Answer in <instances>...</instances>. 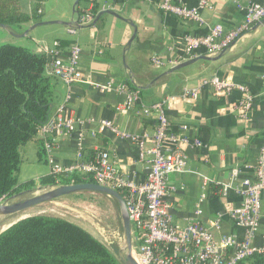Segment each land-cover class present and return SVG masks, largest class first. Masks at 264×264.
Masks as SVG:
<instances>
[{
	"label": "crops",
	"instance_id": "crops-1",
	"mask_svg": "<svg viewBox=\"0 0 264 264\" xmlns=\"http://www.w3.org/2000/svg\"><path fill=\"white\" fill-rule=\"evenodd\" d=\"M208 1L209 8L200 12L203 24L198 25L160 11L161 0H68L67 15L41 19L40 22L77 23V27H71L76 29L74 36L66 33L69 27L47 25L36 28L23 39L29 40V48L37 53V42L51 45L53 41H61L65 53L72 42L81 47L78 70L83 80L70 88L56 81L51 115L63 105L65 119L88 120L89 124L77 127L75 132L50 136L56 142L50 154L54 164L63 168L74 166L79 149L87 161L106 152L118 174L135 184L142 183L147 170L138 160L136 146L109 131L99 132V123L110 121L121 132L130 135H151L156 119L154 116L143 117L141 108L169 100L166 109L169 132L188 141L187 144L165 143L186 158V171L169 176V184L174 190L165 202L169 205L172 222L184 226L196 220L208 227L209 222L220 216L218 229L212 230L214 240L231 236L241 241L245 238V229L236 226L227 213L230 207L239 206L241 199L233 191L222 196L219 183L228 181L232 169L240 171V179H255L254 167L264 134V22L253 25L239 40L215 56H207L200 50L193 58H198L196 62L170 74L166 73L172 66L157 69L151 63L152 58L166 64L171 60L182 61L181 40L186 35L204 36L216 24L225 31L241 25L245 12L236 6L237 2L241 6L248 1L264 3V0ZM179 2L187 7L198 4V0ZM21 9L29 13L32 3L25 0ZM41 9L42 15L44 9ZM107 11L112 15L106 14ZM86 12L94 14V18L91 23L80 25V18ZM38 29L43 31L36 34ZM202 57L211 59H199ZM214 76L247 89L252 97L247 117H241L235 108L240 97L237 91L218 94L209 85H203L204 80ZM191 90L196 91L197 97H184L185 92ZM127 91L137 92L139 99L129 112L118 113L115 108L125 103ZM20 158L18 182L33 181L31 189L39 191L42 189L39 179L51 175L40 135L20 149ZM25 162L37 167L32 177L20 181V169ZM260 204L258 227L251 244L262 249L264 192ZM196 210L200 211L199 215L195 214Z\"/></svg>",
	"mask_w": 264,
	"mask_h": 264
},
{
	"label": "built area",
	"instance_id": "built-area-1",
	"mask_svg": "<svg viewBox=\"0 0 264 264\" xmlns=\"http://www.w3.org/2000/svg\"><path fill=\"white\" fill-rule=\"evenodd\" d=\"M237 3L236 6L241 7L245 12L241 25L233 30L225 31L221 25L216 24L211 26L204 36L186 35L181 40L184 52L182 61L171 60L166 64L160 59L152 58V65L157 69L167 65L175 67L195 58L200 50L212 57L229 48L253 25L264 19V3L248 1L245 6ZM158 7L165 14L202 25L203 19L200 12L209 8V1L198 0L197 6L187 7L179 0H161ZM93 18L94 14L86 12L80 18L79 24H89ZM66 33L74 36L76 29L67 28ZM36 45L38 53L45 55L48 59L46 64L48 75L56 78L67 88L83 80L78 70L81 47L77 42H72L66 53L61 49L58 40L53 41L51 45L44 42H37ZM202 83L209 85L218 94L228 95L237 91L240 97L235 108L241 117H247L251 109L252 97L244 86L228 83L215 76ZM184 97L195 99L197 93L194 90L186 91ZM138 99L137 92L127 91L125 103L117 106L115 111L129 112ZM67 100L68 96L65 101ZM168 102L169 100H163L141 108L143 117L154 116L156 119L157 124L151 135L147 133L130 135L121 132L110 121L99 123V132L109 131L122 139H128L136 146L138 160L145 164L147 170L142 183L135 184L118 174L109 162L106 152H100L94 160L87 161L83 159V154L79 149L74 166L63 168L54 164L50 159V154L56 142L50 136L75 132L77 127L89 124L88 120H74L70 117L65 119L62 116L63 105L59 106L37 131L43 139L51 175L69 176L74 173L85 175L92 183L113 189L121 194L127 207L132 231V254L137 264H239L255 254L264 253V248H255L251 244V239L258 227L260 197L264 192V134L254 167L255 179H240V171L232 169L228 181L219 183L222 196H225L228 191H233L241 199L239 206L230 207L227 213L236 226L245 229V238L239 241L231 236H222L220 240L215 241L212 230L218 229L220 216L209 222L208 227L202 226L196 220L189 221L184 226H177L172 222L169 205L165 202V198L174 190V187L169 184V176L186 171L185 156L179 150L167 147L165 143L167 141L188 143L186 139L177 138L169 132L166 117ZM78 136L82 139L81 132ZM195 143L198 145L197 142ZM59 185L61 184L56 182V185L48 188ZM9 198L1 197L0 204L9 202ZM195 214L199 215L200 211L196 210Z\"/></svg>",
	"mask_w": 264,
	"mask_h": 264
},
{
	"label": "trees",
	"instance_id": "trees-1",
	"mask_svg": "<svg viewBox=\"0 0 264 264\" xmlns=\"http://www.w3.org/2000/svg\"><path fill=\"white\" fill-rule=\"evenodd\" d=\"M23 12L19 0H0V25L9 30L40 22L44 0ZM61 47V41H59ZM45 55L26 46L0 45V198L34 186L19 183L20 149L37 136L55 104L57 79L48 75ZM41 147V145H40ZM59 184L92 183L85 175H48L39 179L42 189ZM83 195L84 194H78ZM99 197L98 195L88 196ZM0 264H122L105 244L64 218L27 216L0 232ZM239 264H264V253Z\"/></svg>",
	"mask_w": 264,
	"mask_h": 264
},
{
	"label": "rangeland",
	"instance_id": "rangeland-1",
	"mask_svg": "<svg viewBox=\"0 0 264 264\" xmlns=\"http://www.w3.org/2000/svg\"><path fill=\"white\" fill-rule=\"evenodd\" d=\"M24 3L25 0H20V5L22 7H24ZM69 3L68 0H44L41 6V8L43 7L44 9V13L40 16V19H54L56 16L63 17L67 15ZM29 26L28 24L19 28H14L13 32L17 35L22 34ZM42 31V29H38L36 34H40ZM4 43L26 47L30 46L29 40L11 36L0 29V45ZM36 167L37 166L33 167L29 162H25L21 166L19 180L27 181L29 177L35 174L33 171H35ZM45 169L46 168H44V170ZM39 193L40 191L38 190L29 189L21 196H18V194L11 196L9 198V203L26 199ZM93 195L95 194L85 193L84 196L77 194L32 207L16 215L0 218V232H2L11 221L14 222L21 217L40 214L53 215L64 218L82 227L93 237L105 244L121 262V255L124 251V237L118 206L112 199L104 195H98L99 197L92 198L88 197Z\"/></svg>",
	"mask_w": 264,
	"mask_h": 264
},
{
	"label": "water",
	"instance_id": "water-1",
	"mask_svg": "<svg viewBox=\"0 0 264 264\" xmlns=\"http://www.w3.org/2000/svg\"><path fill=\"white\" fill-rule=\"evenodd\" d=\"M106 14L112 15L111 12L107 11ZM264 22L261 21L258 24ZM256 24V25H258ZM47 25H61L64 27H73L78 26L77 23L74 22H61V21H50V22H38L36 24H33L29 26L28 29H26L22 34H15L13 31L9 30L4 25H0V29L5 31L7 34L17 37V38H24L29 35L30 32L34 31L36 28L47 26ZM199 59H205L209 60L211 58H199ZM198 58L189 60L187 62H183L173 68H171L166 74H170L176 70H179L183 67L189 66L196 62ZM40 193L35 194L29 198L22 199L16 202L9 203L4 202L3 204H0V218L9 217L12 215H16L18 213L24 212L32 207H36L38 205L52 202L58 199H62L65 197L77 195V194H95V195H104L110 199H112L116 205L118 206L119 213H120V219H121V227L124 237V251L121 255V262L122 264H137L136 260L133 257L132 254V231H131V225L127 213V207L125 204V201L123 200L121 194L113 189L99 186L94 183H73V184H62L53 188H46V189H39ZM25 192L19 193L18 196H21ZM25 217H21L17 219L16 221H19ZM16 221L10 223L7 227L14 224ZM6 227V228H7Z\"/></svg>",
	"mask_w": 264,
	"mask_h": 264
},
{
	"label": "bare ground",
	"instance_id": "bare-ground-1",
	"mask_svg": "<svg viewBox=\"0 0 264 264\" xmlns=\"http://www.w3.org/2000/svg\"><path fill=\"white\" fill-rule=\"evenodd\" d=\"M23 215H24V214H23ZM18 216H19V215H18ZM18 216H16V217H18ZM11 222H12V221H11ZM11 222H10V223H11ZM109 246H110V245H109Z\"/></svg>",
	"mask_w": 264,
	"mask_h": 264
}]
</instances>
